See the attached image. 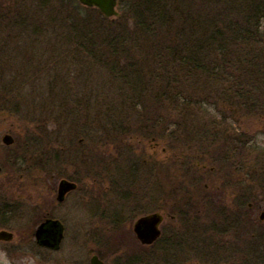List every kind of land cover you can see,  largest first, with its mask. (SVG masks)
Instances as JSON below:
<instances>
[{
    "label": "trees",
    "instance_id": "trees-1",
    "mask_svg": "<svg viewBox=\"0 0 264 264\" xmlns=\"http://www.w3.org/2000/svg\"><path fill=\"white\" fill-rule=\"evenodd\" d=\"M132 2L131 16L122 21L77 0H0V77L32 80V86L38 82L47 90L42 95L38 89L34 111L32 105L27 108L24 120L48 143L83 137L97 146L123 145L139 136L152 142L174 125L171 134L178 145L194 141L198 131L196 141L208 138L207 145L214 139L217 146L220 135L218 151L225 155L228 130L216 131L226 114L235 118L246 109L264 115V0L120 4ZM211 4L213 13L204 15L201 8ZM13 87L11 81L2 89L7 96L0 101L8 100ZM210 104L228 110L219 108L220 121H198L193 109ZM7 106L9 113L23 111ZM207 124L213 135H203ZM127 153L134 154L133 149ZM192 173L188 177L200 188L202 177ZM153 178L147 164L149 194L157 186H148ZM202 199L199 206L170 201V208L179 217L186 209L198 216L203 208L212 209L213 217L225 216L211 193Z\"/></svg>",
    "mask_w": 264,
    "mask_h": 264
},
{
    "label": "rangeland",
    "instance_id": "rangeland-1",
    "mask_svg": "<svg viewBox=\"0 0 264 264\" xmlns=\"http://www.w3.org/2000/svg\"><path fill=\"white\" fill-rule=\"evenodd\" d=\"M203 3L200 2L198 5L201 7ZM132 6L133 2L120 4L118 18L125 21L131 16L129 9ZM201 9L204 15H209L210 12L213 13L214 6L211 4L207 8ZM129 23L132 25L133 22L129 21ZM16 78L0 77L1 98L7 96L5 90H2L4 87H10L11 81L14 86L13 94L6 97L8 100L4 102V99H1L0 101V138L5 133H10L14 138L23 139L31 144L28 162L31 163L32 168H26L28 166L26 164L23 170L18 167L14 172H6L4 169L1 173L0 193L9 190L6 193L7 198L14 204L20 205L21 208L17 209L18 218L15 216L13 221L5 227L18 236L13 244L7 245L6 255L0 252V264H47L44 263L46 259L34 257L35 251H42L35 246L34 241L30 240L32 231L36 227L33 221L35 212H37L35 207L42 204L50 205L57 195L58 185L62 178L79 180V188L69 195L64 203L59 205L55 203L57 204L55 206L57 214L60 213L61 216L63 213L66 218V234L68 233L71 244L68 246V241L67 243L65 241L61 251L52 255L47 254L51 258L52 264H90L93 254H99L108 264H177V262L178 264H213L209 261L208 255L203 256L200 252L195 253L197 251L193 250L194 245L180 243L188 235L186 227L181 232L180 240L170 239L166 242L165 235L170 236L180 229L177 228L179 216L170 208V201L172 204L191 201L193 205L199 206L201 204L199 202H203L204 194L207 192L217 194L218 190L215 188L220 187L225 199H222L221 196L220 204L218 202L217 204L223 210L224 205L221 204H224V201L225 203L230 201L231 192L225 184L223 176L228 171H234L235 167H239L243 163L245 166V162L242 161L244 154L247 160L246 168L250 173L252 172L253 176L258 177L255 186L259 189V194L251 193L246 202L248 204L258 201L257 204H260V208H256L253 217L255 221L259 222L258 227H260L256 233L260 232L263 235L264 228L262 226L264 223L260 225V222L264 221H261L260 216L264 211V115L258 116L257 113H248L246 109H240L235 118L227 113V121L217 124L218 131L216 133H222L224 131L222 128L225 131L228 130L225 142H238L239 140H236L235 137H240L239 143L233 148L238 153L231 158V165L228 161L223 160L224 158L221 159L220 149L216 148L214 139L207 144L208 150L211 152L204 151L208 138L203 137L205 140L196 141L200 133L198 131L194 135V141L178 145L179 141L175 138L172 139L174 135L171 134V131L174 129V125L167 129V132L164 133L165 137L163 134V138L159 136L152 142L144 136H139L128 138L123 145L114 142L97 146L88 143L83 137L72 143L69 140L64 141L63 144L52 140L51 143H48L43 140L45 137H39L38 127L25 121L23 116L31 105V109L34 111L37 98L33 97L38 89H41L39 93L42 95L47 90L45 87L39 86L38 82H34L32 86V80L26 82L23 80L22 83L19 81L20 79L16 80ZM6 103L12 108H16L18 105L23 111L9 113ZM219 105L210 104L204 105L200 109H193L194 112L196 111L194 117L198 121H208L209 119L220 121L217 111L223 107L228 110L226 108L228 106ZM183 116L189 117L188 115ZM207 125L203 135L205 133L213 135L210 133L212 125ZM53 127L51 125L50 129H54ZM219 136L217 137V146L221 145L223 140ZM43 142L45 145L40 146ZM128 149H133L134 154H128ZM32 150H35V153ZM95 162H97L96 165ZM147 164L149 173L154 176L148 186L152 189L157 184L150 194L147 190ZM181 165H185L184 168ZM213 167L214 171L212 172L211 168ZM193 170H196L202 177L203 184L200 188H197L188 177L193 175ZM234 176L239 178L238 173ZM251 186L254 188V184ZM168 192H172L169 200L165 196ZM129 196L132 197L129 198V201H120V199L125 200L124 197ZM95 197L102 198L107 209H110L102 219L96 217L98 214L96 204L89 202ZM166 203L169 205H165ZM164 207L167 208L164 209L166 211L162 210ZM120 211H124L122 214H124L126 222H120L115 216V213L120 214ZM161 212L171 214L175 216V219L165 214L162 221L163 237L157 244L147 247L139 238L137 239L134 225L139 218L145 215ZM208 212V210L204 211L206 219L211 217ZM92 216L94 219L91 218ZM223 218L225 216H215L217 222ZM0 228L4 227L0 225ZM192 235L196 237L195 232H192ZM77 237L82 238L81 243L84 247L75 242ZM215 241L217 245L215 249L219 258L214 264H226L227 259L224 260L223 257L225 256L224 251L227 249L226 244L218 234H216ZM252 241L256 245L257 240L253 239ZM243 260L241 258L234 259L236 264H243Z\"/></svg>",
    "mask_w": 264,
    "mask_h": 264
},
{
    "label": "flooded vegetation",
    "instance_id": "flooded-vegetation-1",
    "mask_svg": "<svg viewBox=\"0 0 264 264\" xmlns=\"http://www.w3.org/2000/svg\"><path fill=\"white\" fill-rule=\"evenodd\" d=\"M6 135L11 134L5 133L4 136L0 138V177L4 169L6 170V172H14L15 168L18 167L23 170V167L26 164H28L26 168H32L31 163L28 162L31 151V144L27 143L23 139L14 138L12 135L11 143H7L5 141ZM225 143V155L220 154V157L221 159L224 158L223 160L228 161L231 165V158H233L234 154L238 153L236 149H233L234 145H237L238 142L232 141L230 143ZM32 147L34 148V146ZM216 148H219V146H216ZM33 152L35 153V150ZM242 161L245 162V166L243 163V165L235 167L236 169H234V171H228L226 175L223 176L225 178V184H227V187H229V189L231 190L229 196L230 201H226V203L224 201V204H221L224 205L225 218L217 222L215 217H213L214 212L212 211V209H210L208 212V215L211 217L207 219L204 217V211H206L205 208L198 212V216L186 209L183 212V216L179 217L177 228L180 229L178 231H175L174 234H171L170 236L165 235V238L167 237V239H165L166 242H168L170 239L180 240L181 232L183 228L186 227V232L188 235H186V237H184L185 240L182 239L180 243L184 245H194L193 250L197 251H194L195 253L200 252L203 256L208 255L209 261L214 264L217 258H219L217 254L218 252L215 249V247L217 246L215 241L216 234H218L219 237L223 238V241L227 247V249H225L224 251L225 256H223L224 260L227 259L226 264L235 263L234 259L237 258L244 259L242 262L243 264H264V233L263 235L258 231V234L256 233V230L260 227H258L259 222L255 221L253 217L256 208H260V204H257L258 201H256L255 203L249 202L248 204L246 202L249 196H251V193L259 194V189L255 186L256 182L258 181V177L253 176L252 172L250 173L246 168L247 160L245 154ZM211 171H214V167L211 168ZM236 173L239 174V178H236V176H234ZM63 180H68L75 183L76 187L75 189L66 192L63 199L60 200L59 187L61 181ZM60 183L58 185L57 195L55 198H53L50 205L42 204L35 207L37 208V212H35V218L33 219L34 226L36 227L32 231L30 240L34 241L35 246L42 251H35L34 257H42L43 259H46L44 260V263L47 264H52L50 260L51 258L48 256L49 254L52 255L55 252L61 251L65 241L66 243L68 241V246L71 244L68 233L66 234V218L64 217L63 213L61 214V216L60 213L59 215L57 214V209L55 206L57 204L59 205L64 203L67 197L69 195H72V193L79 188V180H74L72 178H62L60 180ZM115 183L119 184V182L117 181H115ZM251 184H254V188L253 186H251ZM215 189H217L218 192L217 194L215 192L212 193L213 198L219 200L222 196V192L220 190V187H216ZM6 191L7 192L0 193V201L4 199V201L0 202V225L4 227L0 228V232L11 233V235L9 236L10 239L8 240L0 238V252L2 254L4 253L5 255L8 252L7 245L13 244V242L17 240L16 238L18 236L12 230H8L5 227L8 226L9 222L13 221L15 216L18 218L19 213L17 209L21 208L20 205L14 204V202H11L9 198H7L6 193H8L9 190ZM124 198L125 200L120 199V201H129L132 197L129 196ZM222 199L225 198L222 196ZM54 200L57 201L55 202ZM89 202L96 204L98 211L96 217L102 219L104 218L105 213L110 211V209H107L106 203L102 202V198L95 197L94 200H89ZM165 205L169 204L166 203ZM162 210L166 211L164 209ZM122 212L124 213V211ZM122 212L120 211V214L116 212L115 216L118 217V220L120 222H126V219L123 217L124 214H122ZM163 213L161 212L163 218L165 217V214H167L172 219H175V216L165 212ZM191 213L193 214L192 216L189 215ZM91 218L94 219L93 216ZM260 219L261 221H264V211L261 213ZM260 223V225H262V223L264 222ZM162 224L163 223H161L160 226V239L163 237ZM262 228H264V226H262ZM192 232L196 233V237H193ZM249 234L250 237H248ZM80 237H77L78 239H76L75 242L84 247L81 243L82 238ZM253 239L257 240L256 245L252 241ZM171 245L174 246V244ZM65 246L64 248H66ZM93 256H98L100 260H102L105 264H108L99 254L92 255L90 264Z\"/></svg>",
    "mask_w": 264,
    "mask_h": 264
},
{
    "label": "water",
    "instance_id": "water-1",
    "mask_svg": "<svg viewBox=\"0 0 264 264\" xmlns=\"http://www.w3.org/2000/svg\"><path fill=\"white\" fill-rule=\"evenodd\" d=\"M85 6L97 7L107 17L118 15L117 3L118 0H79ZM5 141L11 143L12 136L6 135ZM76 184L68 180H63L59 187V199L62 200L65 193L75 189ZM163 221V216L160 213H153L141 217L135 224L134 230L143 244H153L161 235L160 225ZM11 233L0 232L1 239H10ZM91 264H105L98 256H93Z\"/></svg>",
    "mask_w": 264,
    "mask_h": 264
}]
</instances>
